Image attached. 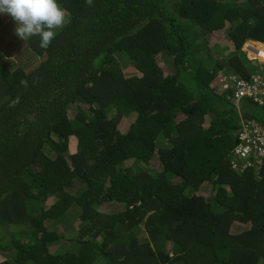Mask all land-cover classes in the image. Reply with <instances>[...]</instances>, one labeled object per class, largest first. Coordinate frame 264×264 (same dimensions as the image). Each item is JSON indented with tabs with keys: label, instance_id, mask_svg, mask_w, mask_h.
<instances>
[{
	"label": "trees",
	"instance_id": "16d2710c",
	"mask_svg": "<svg viewBox=\"0 0 264 264\" xmlns=\"http://www.w3.org/2000/svg\"><path fill=\"white\" fill-rule=\"evenodd\" d=\"M58 2L40 64L0 58V264H264V160L231 165L264 106L220 88L264 0Z\"/></svg>",
	"mask_w": 264,
	"mask_h": 264
},
{
	"label": "built area",
	"instance_id": "2783aa9c",
	"mask_svg": "<svg viewBox=\"0 0 264 264\" xmlns=\"http://www.w3.org/2000/svg\"><path fill=\"white\" fill-rule=\"evenodd\" d=\"M244 55L253 62L264 61V49L255 42L243 47ZM222 90L229 92L233 99H251L264 106V74L254 73L248 81L227 75L221 79ZM264 160V127L254 121L243 122L238 133V145L234 150L231 165L238 173L248 170L259 172Z\"/></svg>",
	"mask_w": 264,
	"mask_h": 264
},
{
	"label": "clouds",
	"instance_id": "9594fccd",
	"mask_svg": "<svg viewBox=\"0 0 264 264\" xmlns=\"http://www.w3.org/2000/svg\"><path fill=\"white\" fill-rule=\"evenodd\" d=\"M5 14L14 21L16 25L15 35L19 39L27 41L33 36H38L41 49H47L51 45L56 36L55 30L65 22V10L60 6L58 0H0V15ZM248 42L254 41H247L246 43ZM255 43L260 44L264 49L263 43ZM243 47L242 54L244 55ZM244 57L259 68L252 74L257 72L264 74L262 67L264 61L253 62L245 55ZM220 88L222 89L221 85Z\"/></svg>",
	"mask_w": 264,
	"mask_h": 264
},
{
	"label": "crops",
	"instance_id": "0c3cea01",
	"mask_svg": "<svg viewBox=\"0 0 264 264\" xmlns=\"http://www.w3.org/2000/svg\"><path fill=\"white\" fill-rule=\"evenodd\" d=\"M16 25L8 15H0V58L10 64H23L26 69L40 64V57L29 51L27 41L15 35Z\"/></svg>",
	"mask_w": 264,
	"mask_h": 264
},
{
	"label": "rangeland",
	"instance_id": "374dc122",
	"mask_svg": "<svg viewBox=\"0 0 264 264\" xmlns=\"http://www.w3.org/2000/svg\"><path fill=\"white\" fill-rule=\"evenodd\" d=\"M262 67H263V65H262ZM257 111V110H256ZM141 240H145V242L147 241L146 239H144V237L143 238H141Z\"/></svg>",
	"mask_w": 264,
	"mask_h": 264
}]
</instances>
